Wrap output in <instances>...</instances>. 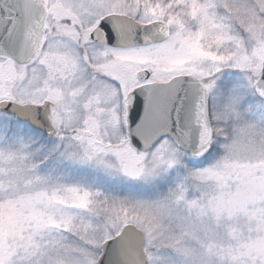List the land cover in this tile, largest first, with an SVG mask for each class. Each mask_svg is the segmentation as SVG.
<instances>
[{
	"label": "snow or ice",
	"instance_id": "obj_1",
	"mask_svg": "<svg viewBox=\"0 0 264 264\" xmlns=\"http://www.w3.org/2000/svg\"><path fill=\"white\" fill-rule=\"evenodd\" d=\"M0 264H264V0H0Z\"/></svg>",
	"mask_w": 264,
	"mask_h": 264
}]
</instances>
